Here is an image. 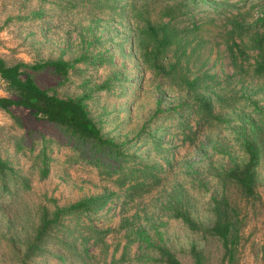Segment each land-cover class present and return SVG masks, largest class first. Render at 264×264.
Returning <instances> with one entry per match:
<instances>
[{
	"label": "rangeland",
	"instance_id": "1",
	"mask_svg": "<svg viewBox=\"0 0 264 264\" xmlns=\"http://www.w3.org/2000/svg\"><path fill=\"white\" fill-rule=\"evenodd\" d=\"M196 2L0 0V58L81 98L114 145L0 110V264H163L157 248L181 264H194L191 249L200 264H264V0ZM54 60L66 77L28 69ZM245 141L257 152L250 197L227 177ZM87 199L103 205L60 217L29 251L43 213ZM214 200L231 210V259L205 231Z\"/></svg>",
	"mask_w": 264,
	"mask_h": 264
},
{
	"label": "trees",
	"instance_id": "2",
	"mask_svg": "<svg viewBox=\"0 0 264 264\" xmlns=\"http://www.w3.org/2000/svg\"><path fill=\"white\" fill-rule=\"evenodd\" d=\"M196 1L195 4H200L201 0ZM170 16L174 19L171 12ZM262 47H264V37L263 43L257 46L258 49ZM233 52L232 47L229 46L228 54L235 58ZM24 68L26 66L20 62L7 64L0 58V81L6 93V96L0 97V110L8 111L12 107L21 108L26 110L33 120L58 127L76 142L95 144L100 147H114L111 142L102 138L99 128L88 115L81 98L59 97L47 93L35 84L30 75L23 71ZM45 68L61 78L66 77L70 70L69 64L61 60L46 61L28 66V69L33 71ZM197 102L203 110L207 111L209 109L205 99L200 98ZM242 150L246 157L245 164L240 167H233L227 173V177L238 187L242 194L250 197L253 195L257 152L255 147L248 141L243 142ZM9 171L10 168L0 160V175H4L5 172ZM102 205L98 199H87L64 208H58L51 215L43 213L34 241L29 244V251H40L38 250L39 245L44 243L48 231L56 225L60 217L79 215L82 212L99 209ZM228 211L231 210L224 200H214L211 208L214 221L205 231L221 243L224 255L231 259L235 249V241L233 222ZM173 217L179 220L189 231L197 230L196 224L189 218L187 213L175 209ZM157 252L163 264H181L167 250L157 248ZM190 254L194 264H200L199 254L193 249H191Z\"/></svg>",
	"mask_w": 264,
	"mask_h": 264
}]
</instances>
